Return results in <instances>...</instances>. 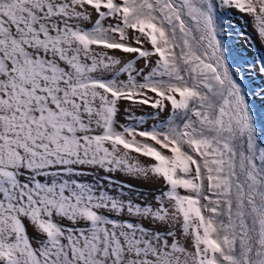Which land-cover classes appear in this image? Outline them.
Listing matches in <instances>:
<instances>
[{"label": "snow or ice", "instance_id": "1", "mask_svg": "<svg viewBox=\"0 0 264 264\" xmlns=\"http://www.w3.org/2000/svg\"><path fill=\"white\" fill-rule=\"evenodd\" d=\"M231 13L264 40V0H0V264H264Z\"/></svg>", "mask_w": 264, "mask_h": 264}, {"label": "rangeland", "instance_id": "2", "mask_svg": "<svg viewBox=\"0 0 264 264\" xmlns=\"http://www.w3.org/2000/svg\"><path fill=\"white\" fill-rule=\"evenodd\" d=\"M229 19L231 22L230 34L222 39L229 48L230 66L233 70L237 65L240 68L235 78L243 90L248 93V100L253 105L258 138L264 140V96L252 95V92L259 93L261 89H264V75L256 70L264 62V40L258 37L250 18H241L239 14L231 13ZM120 179L123 180L125 177H120ZM152 187L154 186L142 185L143 190Z\"/></svg>", "mask_w": 264, "mask_h": 264}]
</instances>
